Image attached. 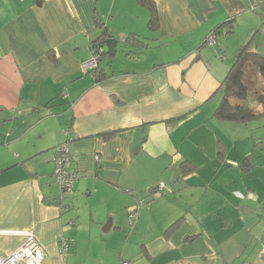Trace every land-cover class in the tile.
Wrapping results in <instances>:
<instances>
[{
    "label": "crops",
    "instance_id": "1",
    "mask_svg": "<svg viewBox=\"0 0 264 264\" xmlns=\"http://www.w3.org/2000/svg\"><path fill=\"white\" fill-rule=\"evenodd\" d=\"M152 1L156 28L136 0H0V255L32 231L43 264H264V135L214 116L227 61L254 30L264 46V0ZM104 32L124 54L97 78Z\"/></svg>",
    "mask_w": 264,
    "mask_h": 264
},
{
    "label": "trees",
    "instance_id": "2",
    "mask_svg": "<svg viewBox=\"0 0 264 264\" xmlns=\"http://www.w3.org/2000/svg\"><path fill=\"white\" fill-rule=\"evenodd\" d=\"M136 1L149 9V27L156 28L157 14L154 2L152 0ZM232 23L233 19H228L220 26L225 27L228 33L232 28ZM212 31L215 32L216 36L219 34L218 29ZM107 33L104 32L103 36L99 37L98 43L97 41L92 42V48L101 44ZM127 38V40L134 38L132 40L135 42L141 41L133 36ZM251 39H249L250 43ZM103 55L104 53H102V58ZM94 70V75L97 78L102 76L98 73V66ZM220 90L222 100L215 110L214 116L216 118L229 122L245 123L264 117V54L253 49L248 42L241 45L226 72ZM252 102L258 105V110L253 107ZM249 157L246 156L241 161L242 166H248ZM187 163L185 160L182 161L184 172L191 170V167L186 166ZM176 223L171 224L167 230L173 229Z\"/></svg>",
    "mask_w": 264,
    "mask_h": 264
},
{
    "label": "built area",
    "instance_id": "3",
    "mask_svg": "<svg viewBox=\"0 0 264 264\" xmlns=\"http://www.w3.org/2000/svg\"><path fill=\"white\" fill-rule=\"evenodd\" d=\"M217 38L215 32L211 31L204 39V45L211 46L213 45L215 39ZM103 50L99 45H96L92 48L91 58L81 64V68L86 71L87 69H94L98 66L101 60V54ZM50 113V112H49ZM63 134L65 136V143L58 146L54 152V171L53 176L55 183L58 185L61 196H64L67 193H70L74 181L76 179V174L71 172L67 168L68 162V141H71L76 136L71 133L69 128H65L63 130ZM95 160L99 161V156H95ZM159 190L164 191V183L160 182ZM137 216L136 211L131 212V217L135 218ZM23 235V241L21 244L11 251L8 254L0 255V264H43V260L45 257V251L43 246L37 241L35 235L32 231H23L21 232ZM63 251H67L68 243L62 240ZM120 264H128L127 261H122Z\"/></svg>",
    "mask_w": 264,
    "mask_h": 264
},
{
    "label": "rangeland",
    "instance_id": "4",
    "mask_svg": "<svg viewBox=\"0 0 264 264\" xmlns=\"http://www.w3.org/2000/svg\"><path fill=\"white\" fill-rule=\"evenodd\" d=\"M260 26H262L261 28H263L264 29V22H259V24H258V26H257V28H259ZM236 28V27H235ZM257 30H254L251 34L253 35V33H255L254 34V36L252 37V35L250 34L246 39H245V41L243 42L244 44L245 43H249L250 44V46L251 47H254V45L257 43V42H259L260 43V41H258V40H256V34H258L257 32H256ZM236 32V33H235ZM235 34V35H234ZM244 34V35H243ZM244 37L245 36V32H243V28H240V30H234V32L232 33V34H228L226 37H223V39L224 40H227V39H230V41H226V43H227V45H228V54H229V59L231 60V56H232V54H231V51H233V42H235L239 37ZM252 38V39H251ZM249 39H251V43H250V40ZM261 44V43H260ZM123 48V43H120V44H118V46H117V51H118V53L119 54H121V55H123L124 53L123 52H121L120 51V48ZM103 48V51H105V47L103 46L102 47ZM258 50H260L259 52H264V46L263 45H259L258 46ZM237 52L238 51H236L235 52V55L237 54ZM234 55V56H235ZM106 57V56H105ZM234 57H232V59H233ZM227 63H228V65H230L231 63H232V60H231V62H229V61H227ZM221 98V97H220ZM252 105H253V107L256 109V110H258V105L255 103V102H252ZM247 129H248V132L249 133H252V131H253V135L254 136H262V135H264L263 134V132L262 131H264V118H261V119H256V120H251V121H247V122H245L244 124H243ZM258 126H263V127H258ZM242 127V130H240V132H238V134L239 133H241L242 131H243V126H241ZM253 128V129H252ZM234 134V133H233ZM235 135V134H234ZM235 136H237V135H235ZM239 136V135H238ZM244 138L245 137H242V138H240V140H244ZM260 144V143H259Z\"/></svg>",
    "mask_w": 264,
    "mask_h": 264
},
{
    "label": "water",
    "instance_id": "5",
    "mask_svg": "<svg viewBox=\"0 0 264 264\" xmlns=\"http://www.w3.org/2000/svg\"><path fill=\"white\" fill-rule=\"evenodd\" d=\"M99 46L101 48L103 46L105 47V51H103L102 53H104V54L106 53L107 55L113 56L116 52V49H117V40L111 34L107 33V35L103 39L102 43L99 44ZM102 50H103V48H102ZM101 58H102V56H101ZM61 198L63 199L64 196H62Z\"/></svg>",
    "mask_w": 264,
    "mask_h": 264
}]
</instances>
